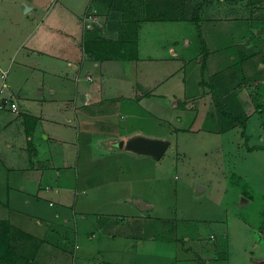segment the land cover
I'll list each match as a JSON object with an SVG mask.
<instances>
[{
  "label": "rangeland",
  "instance_id": "obj_1",
  "mask_svg": "<svg viewBox=\"0 0 264 264\" xmlns=\"http://www.w3.org/2000/svg\"><path fill=\"white\" fill-rule=\"evenodd\" d=\"M60 1L65 2L55 0L53 4ZM66 1L78 8L83 5V0ZM119 1L111 0L109 7L100 1L96 9L85 12L92 17L83 21L87 24L85 37L116 38L119 22L136 11L135 17L141 19V60H105L102 76L94 72L95 79H82L81 84L107 95L105 106L113 109V123L102 124L89 135L72 123L65 145L57 144L64 153L61 170L65 169L72 179L91 177L85 190L80 188L81 183H70L73 189L78 187L79 199L89 195L87 207L93 209L84 220L79 211L70 216L66 232L72 244L77 230L81 240L89 241L79 228L84 224L89 226L90 237L106 247L103 253L118 263L123 258L124 264H208V259L210 264H256L264 258V0H179L187 12L185 20L168 17L171 11L166 1L170 0H146V8L134 4L130 9L126 6L135 0ZM177 4L175 14L179 15L181 3ZM154 14L164 19H148ZM82 46L84 49V41ZM80 50L89 55L85 49ZM174 50L183 64L170 79L173 86L168 83L175 95L166 96V103L175 106L169 110L176 113L173 123L189 124L190 131L177 132L172 124L160 123L149 113L130 117L129 123L124 115L117 125L116 112L123 111L119 107L125 106L122 102L130 88L136 91L137 81L148 76L147 65L162 64H157L159 59L169 57ZM170 64L164 65L168 69L176 65ZM58 88L62 92L52 93L46 88L44 98L34 100L29 108L24 105L22 111L30 109L35 115L43 113L66 122V116L73 115L67 101L74 91L68 82ZM174 100L182 101L183 106L175 105ZM177 115L183 117L179 123ZM44 122L48 123L46 119ZM124 123L130 126L127 129L150 137H161L167 130L171 143L160 158H154L127 150L110 152L101 148L107 144L103 140L95 141L121 133L119 128ZM20 124L17 119L14 126ZM11 149L26 152L19 144ZM1 155L7 156L4 149ZM28 171L14 168L10 172V180L17 179L13 181L16 188ZM198 183L206 188L198 192ZM48 186L52 184L48 182ZM69 189L73 200L75 193ZM129 192L135 197L131 200L133 209L124 205ZM241 197L247 200L241 202ZM52 199L55 204L50 208L54 210L58 203ZM138 201L150 207L142 209ZM14 220L34 223L19 215ZM61 234L51 233L48 239L59 242ZM71 254L68 250L62 255L66 258Z\"/></svg>",
  "mask_w": 264,
  "mask_h": 264
},
{
  "label": "crops",
  "instance_id": "obj_2",
  "mask_svg": "<svg viewBox=\"0 0 264 264\" xmlns=\"http://www.w3.org/2000/svg\"><path fill=\"white\" fill-rule=\"evenodd\" d=\"M53 1L55 0H0V73L2 70H7L6 91L13 95L18 106L17 111L4 109L0 112V207H4L0 208V219L8 220L11 225L12 245L16 252L15 264H71V262L72 264H124L123 258L118 263L114 258L103 253L107 250L106 247L101 245L99 240L90 237L92 235L88 234L89 226L84 224L79 226L89 241L81 240V233L77 230L75 244H72L71 235L66 232V229L70 227L68 223L71 215L75 216V212L79 211L82 215L81 219L84 220L87 219L86 214L93 210L87 207L89 195L79 199L78 187L77 190L73 189L70 183H76V185L81 183L80 188L85 190L91 177L81 179L73 176L72 179L65 169L61 170L64 166V153L59 146L57 149V144L65 145L72 123L79 130L83 128L86 135L93 134L95 129L97 131L103 127L102 124L108 126L109 121L113 123L110 120L112 117L110 115L114 114L111 112L113 109L105 106L107 95L97 94L95 89L88 88L80 82L83 81L82 79L90 81L95 75L102 76V62L115 59L97 60L85 52L82 54L80 50H84L82 44L86 38L84 31L87 24L84 25L83 22L86 17L85 12L90 8H97L95 0H83V5L79 8L66 0L62 3L60 1L57 5L53 4ZM24 4L30 6L26 11ZM41 12L42 15H40ZM177 54L174 50L169 56L171 59L166 57L159 59L161 62L157 60L159 61L157 64L173 65L170 63L175 62L174 68L168 69L164 64L149 63L147 65L149 66L148 76L137 81L136 91L135 87H132L131 95L124 96L125 100L122 103L125 106L119 107L123 111L116 112L118 120L113 119L117 125L122 121L120 118L125 117L124 115L127 116L126 121L129 123L128 118L144 117L149 113L156 116L160 123L172 124L177 132L190 131L189 124L180 125L182 116L176 117L179 126L173 123L176 113L171 114L169 110L175 109V106L171 107L166 103V96L174 94V90L168 87V83L172 85L171 77L183 64L180 63L183 60ZM135 60L139 61L141 58L138 57ZM177 62L180 64L178 65ZM65 82L72 84L74 91V95L67 101L69 108H73V115L66 116V122H61L54 116L48 117L43 113L35 115L34 112H30V109L26 112L22 111L24 105L29 108L31 102L44 98L46 88L52 93L62 92L58 86ZM179 82L181 83V79ZM161 86L164 88H160ZM109 99L111 100L112 97L110 96ZM36 104L39 106L40 102L37 100ZM174 104L183 106L182 101L179 100H174ZM17 119L21 121V124L15 127ZM45 119L48 123L44 122ZM51 119L52 122H50ZM33 123L32 149L30 150L26 127ZM127 127L130 126L124 123L119 128L120 131L122 130L121 133H113V137L108 135L100 140L97 138L95 141L100 143L103 140L102 143L107 144L101 148H106L110 152L127 150L135 153L113 144L121 138L139 134ZM160 136L169 139L167 130ZM95 141L92 139L93 143ZM169 141L171 143L170 139ZM16 144H19L21 150L26 152L22 154V152L12 151L11 148ZM3 149L7 153L6 157L1 155ZM18 155L22 158L21 162ZM14 168L29 169V175H26V179L19 180L17 188L13 182L17 179L10 180L9 177ZM70 179L73 182H70ZM110 180H114L113 175ZM48 182L52 184L51 187L48 186ZM69 188L75 193L73 200L70 198V193H67ZM132 193H127L129 197L124 200V205L131 209L135 208V204L131 201L135 198ZM52 198H56L58 203L54 210L50 208L55 204ZM93 201L90 203L96 206V202ZM131 214L137 213L132 211ZM15 215L34 223L16 222ZM98 222L102 224L100 220ZM54 232L62 233V239L59 242L48 239V236L51 233L53 235ZM102 240L106 244V239ZM67 243L70 245L65 246ZM68 250L72 254L64 258L62 254H67ZM228 256L229 254L225 259ZM262 259L264 258L254 262L262 264L260 262ZM210 263L211 260L208 259V264ZM0 264L3 263L0 262Z\"/></svg>",
  "mask_w": 264,
  "mask_h": 264
},
{
  "label": "trees",
  "instance_id": "obj_3",
  "mask_svg": "<svg viewBox=\"0 0 264 264\" xmlns=\"http://www.w3.org/2000/svg\"><path fill=\"white\" fill-rule=\"evenodd\" d=\"M96 3H98V6L101 5V2L112 5L111 0H95ZM146 0H135V2L132 4L129 2L126 6V9H130L134 6V4H138L137 7H139V4L141 7H143ZM179 0H170L166 1V4L168 5V8L170 9L171 13L168 14V17L171 20H185L188 18L187 12L184 9V3L183 1H179L180 4V10L182 11L179 15L175 14V11L177 10V2ZM121 2L126 3V0H120ZM146 8V6H144ZM174 8V10H172ZM199 8V5L198 7ZM136 11H133V14ZM132 14V13H131ZM131 15V17H125L119 22V30L117 33L116 38H105V37H86L84 40V49L89 52V55H91L93 58L97 60H105V59H117L121 61H126L130 59H137L138 56V38H139V28H140V22L141 19L138 17H135L134 15ZM134 16V17H133ZM160 16V17H159ZM148 19H158L163 20L164 18L162 15H156L154 14L152 17ZM87 30H91V27H88ZM97 38V39H96ZM100 40V41H97ZM203 49L207 50L206 46L203 44ZM261 110V107L260 109ZM244 123V122H243ZM246 126V125H245ZM33 128L34 123L30 126L26 127V133H27V141H28V147L30 150L32 149V138H33ZM15 249L12 245V235H11V225L8 220L0 219V262L3 264H15L14 257H15Z\"/></svg>",
  "mask_w": 264,
  "mask_h": 264
},
{
  "label": "water",
  "instance_id": "obj_4",
  "mask_svg": "<svg viewBox=\"0 0 264 264\" xmlns=\"http://www.w3.org/2000/svg\"><path fill=\"white\" fill-rule=\"evenodd\" d=\"M28 7L30 6L25 4V11L28 9ZM169 144H170L169 139L161 138V137H150L142 134H133L126 138H121L117 140V146L119 147H125L126 149L138 153L149 154L154 158H160L168 148ZM205 188L206 186H204L203 184L201 183L197 184L198 192L202 191ZM246 200L247 198L241 197V202H244ZM138 203L140 207L144 209L150 206L145 204L143 201H139ZM260 262L264 264V259H262Z\"/></svg>",
  "mask_w": 264,
  "mask_h": 264
},
{
  "label": "built area",
  "instance_id": "obj_5",
  "mask_svg": "<svg viewBox=\"0 0 264 264\" xmlns=\"http://www.w3.org/2000/svg\"><path fill=\"white\" fill-rule=\"evenodd\" d=\"M86 17H88V19H92L91 14L89 16L87 14ZM7 76V70H2L0 73V110L10 109L12 111H17L18 106L16 99L13 95L7 93L6 91ZM88 78L90 77L88 76Z\"/></svg>",
  "mask_w": 264,
  "mask_h": 264
}]
</instances>
